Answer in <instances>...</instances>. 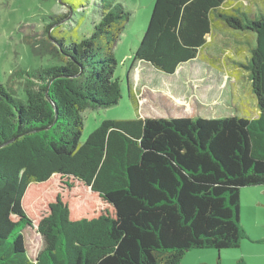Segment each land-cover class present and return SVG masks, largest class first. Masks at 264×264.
Listing matches in <instances>:
<instances>
[{"label": "trees", "instance_id": "obj_1", "mask_svg": "<svg viewBox=\"0 0 264 264\" xmlns=\"http://www.w3.org/2000/svg\"><path fill=\"white\" fill-rule=\"evenodd\" d=\"M243 1L156 0L133 65L174 75L220 30L250 51L232 61L248 73L256 116L106 120L84 143L80 113L119 100L113 51L130 13L97 0L93 33L71 44L56 30L69 13L42 18L44 38L26 43L61 65L0 83V264H180L187 250L241 245V190L264 186V15ZM34 224L35 260L23 233Z\"/></svg>", "mask_w": 264, "mask_h": 264}, {"label": "rangeland", "instance_id": "obj_2", "mask_svg": "<svg viewBox=\"0 0 264 264\" xmlns=\"http://www.w3.org/2000/svg\"><path fill=\"white\" fill-rule=\"evenodd\" d=\"M96 1L64 2L67 5L78 6L73 11L71 19H68L70 21L56 29L59 36L68 44L72 41L80 42L93 33L94 25L101 18L99 4ZM117 1L130 13V20L120 34L113 51L118 63L114 73L115 98L119 100L112 107L85 109L80 113L83 120L81 143H84L106 120L198 116L215 119L241 116L240 114L247 112L252 116L257 115L258 104L248 73L243 69H237V64L234 65L232 61L235 59L245 62L249 58L247 44H235L234 40L225 36L226 34L215 30L212 38H207L211 41L208 48L202 51L196 60L181 65L174 75H167L141 61L133 65L134 54L149 26L156 0ZM244 3L250 5L251 14L264 15V0H246ZM67 12L69 13V9H63L58 0H0L2 85L7 87L12 73L18 69L35 71L61 65L58 59L49 55L44 57L34 55L25 39L34 36L43 39L45 34L40 24L42 18L65 15ZM20 85V82L15 81L12 86L18 97L26 100L25 91ZM258 189L263 190L264 187H247L241 190L243 194L241 218L245 221L251 219L249 209H253V206L250 199L256 197ZM27 227L23 231L26 247L31 259L35 260L44 248V240L35 224ZM242 245L248 243L242 242ZM219 252L213 249L187 250L180 264H220L222 256L218 255Z\"/></svg>", "mask_w": 264, "mask_h": 264}, {"label": "crops", "instance_id": "obj_3", "mask_svg": "<svg viewBox=\"0 0 264 264\" xmlns=\"http://www.w3.org/2000/svg\"><path fill=\"white\" fill-rule=\"evenodd\" d=\"M244 2L245 1H243V4L245 5ZM214 33L215 31H213V34ZM211 38L212 36L210 39ZM208 42L210 43L211 41ZM238 66L239 65H237V67ZM258 190L259 193L257 192L258 194L256 197L254 196L250 199V204L253 206V209H249L252 215L249 221H245L241 218V216H243L241 212L242 208L240 210L242 227L247 236L242 242H245V244L248 243V245H242L241 243L237 249L228 251L223 250L218 253L219 256H222L220 264H264V189ZM242 195L243 194H241V199Z\"/></svg>", "mask_w": 264, "mask_h": 264}, {"label": "water", "instance_id": "obj_4", "mask_svg": "<svg viewBox=\"0 0 264 264\" xmlns=\"http://www.w3.org/2000/svg\"><path fill=\"white\" fill-rule=\"evenodd\" d=\"M58 3L61 5V7L63 8V9H69V14H68V12H67V18L65 19V20H63L62 21V24H64L65 22H67V21H70V20H68V19H71V17H72V13H73V9L69 6V5H67L66 3H64L63 2V0H58ZM46 96H47V99H48V101L51 103V105L53 106V108H54V110H55V113H56V120H57V115H58V109H57V107L55 106V104L52 102V100L50 99V97H49V95H48V91L46 92ZM52 126H50L48 129H50Z\"/></svg>", "mask_w": 264, "mask_h": 264}]
</instances>
